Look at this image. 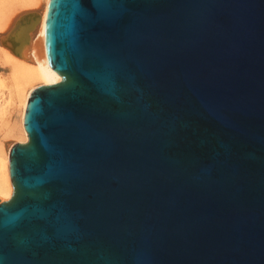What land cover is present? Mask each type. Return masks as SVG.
I'll use <instances>...</instances> for the list:
<instances>
[{
  "label": "water",
  "instance_id": "obj_1",
  "mask_svg": "<svg viewBox=\"0 0 264 264\" xmlns=\"http://www.w3.org/2000/svg\"><path fill=\"white\" fill-rule=\"evenodd\" d=\"M45 34L0 264H264V0H49Z\"/></svg>",
  "mask_w": 264,
  "mask_h": 264
},
{
  "label": "bare ground",
  "instance_id": "obj_2",
  "mask_svg": "<svg viewBox=\"0 0 264 264\" xmlns=\"http://www.w3.org/2000/svg\"><path fill=\"white\" fill-rule=\"evenodd\" d=\"M31 1L34 4L38 3L37 0ZM48 4L49 0L46 2L41 18L40 13L34 10L35 8L30 11H24L23 15L17 16L1 40L14 73L19 74L17 80L19 86L18 94L23 97L19 119L20 132L23 136L21 142H26L29 138L24 125V115L30 95L27 92L24 93L22 84L32 78H42L45 84L55 83L62 79L61 74L50 65L46 50L45 33ZM3 27L4 25H2ZM36 30L37 32L35 33ZM28 59L35 61L34 65H29L27 63ZM13 191L14 186L10 175V150L5 153L0 147V194L2 195L0 202L8 200L12 196Z\"/></svg>",
  "mask_w": 264,
  "mask_h": 264
},
{
  "label": "rangeland",
  "instance_id": "obj_3",
  "mask_svg": "<svg viewBox=\"0 0 264 264\" xmlns=\"http://www.w3.org/2000/svg\"><path fill=\"white\" fill-rule=\"evenodd\" d=\"M37 2L34 4L31 0H0V147L5 153L11 149L14 143L21 142L23 139L19 127L23 97L18 94L19 74L14 73L1 40L13 24L14 19L23 15L24 11L35 8L34 10L40 13L41 18L47 0H37ZM2 25H4L3 28ZM27 61L29 65L35 63L30 59ZM41 84H45L42 78L29 79L22 84L23 91L30 94L34 88Z\"/></svg>",
  "mask_w": 264,
  "mask_h": 264
}]
</instances>
